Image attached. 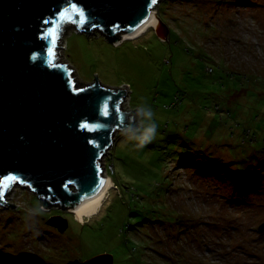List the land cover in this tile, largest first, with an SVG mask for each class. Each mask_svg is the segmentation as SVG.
<instances>
[{"label":"rangeland","instance_id":"rangeland-1","mask_svg":"<svg viewBox=\"0 0 264 264\" xmlns=\"http://www.w3.org/2000/svg\"><path fill=\"white\" fill-rule=\"evenodd\" d=\"M154 10L167 42L153 28L112 42L71 26L58 49L78 87L95 74L126 84L122 108L149 106L156 136L138 148L116 132L101 160L115 186L85 223L14 185L4 199L16 206L0 204V264L106 252L114 264H264V0H161ZM55 215L68 219L64 231Z\"/></svg>","mask_w":264,"mask_h":264},{"label":"water","instance_id":"water-1","mask_svg":"<svg viewBox=\"0 0 264 264\" xmlns=\"http://www.w3.org/2000/svg\"><path fill=\"white\" fill-rule=\"evenodd\" d=\"M74 2L85 7L87 23L63 25L54 55H49L53 46L46 37L51 25L44 22L67 6L65 0H0V175L20 174L44 201L41 207L57 204L76 217L75 208L104 188L107 178L101 160L136 108H122L126 84L125 88L105 86L97 74L94 83L82 87L84 92L73 93L70 81L77 86L73 69L60 61L62 35L74 26L87 35L102 34L108 41L121 42L151 15L157 17L155 33L163 42L169 40L170 28L153 10L161 0ZM105 102L110 106L108 117L102 115ZM84 122L87 129L80 127ZM93 125L102 127L93 129ZM5 203L16 206L0 200ZM49 223L61 231L68 227V219L61 215L51 217ZM68 264H114V256L106 252Z\"/></svg>","mask_w":264,"mask_h":264},{"label":"snow or ice","instance_id":"snow-or-ice-1","mask_svg":"<svg viewBox=\"0 0 264 264\" xmlns=\"http://www.w3.org/2000/svg\"><path fill=\"white\" fill-rule=\"evenodd\" d=\"M65 2L67 4L66 7H62V10H58V12L54 14V18L52 20H46L44 22L46 25H51L47 28L46 37L51 39V44L53 46L48 48L49 55H54V46L56 44V41L59 39L63 25L67 23H87V13L84 6H78V3L74 2V0H65ZM150 3L155 4L156 0H150ZM141 23H144V21L142 20ZM70 88L71 91L77 95L85 91L84 88L77 87L74 81H70ZM116 107L118 111L119 106L117 105ZM102 115L105 117H108L110 115V106L107 102H105L104 104ZM80 127L87 129L89 127V124L87 122H84L80 124ZM92 127L93 129H96L102 127V125H93ZM91 142L94 143V141ZM29 183L30 182L28 180H26L18 173L9 172L7 174L0 175V200L4 199L5 193L9 191L13 187V185L21 184L27 186L29 185ZM100 183L103 184L104 181L100 180Z\"/></svg>","mask_w":264,"mask_h":264},{"label":"bare ground","instance_id":"bare-ground-1","mask_svg":"<svg viewBox=\"0 0 264 264\" xmlns=\"http://www.w3.org/2000/svg\"><path fill=\"white\" fill-rule=\"evenodd\" d=\"M155 14L159 17L157 11L155 12ZM156 21H157V17L155 15H151L137 31H135L134 33L130 35H125L123 38L124 39H135L145 34L148 30H151L152 28L155 30V32H158V29L156 28V25H155ZM106 178H107V181H106L104 188H102L93 197L84 200L82 203H80L75 208L76 217L77 219H79L80 222L85 223L86 221H89L92 217H95L96 215L99 214L104 204V201L110 195L111 188L115 186L114 180L112 179L111 176L107 175Z\"/></svg>","mask_w":264,"mask_h":264},{"label":"clouds","instance_id":"clouds-1","mask_svg":"<svg viewBox=\"0 0 264 264\" xmlns=\"http://www.w3.org/2000/svg\"><path fill=\"white\" fill-rule=\"evenodd\" d=\"M153 115L149 106L138 105L130 117V122L123 129L125 137L135 142L138 148H144L157 134V125L153 121Z\"/></svg>","mask_w":264,"mask_h":264},{"label":"trees","instance_id":"trees-1","mask_svg":"<svg viewBox=\"0 0 264 264\" xmlns=\"http://www.w3.org/2000/svg\"><path fill=\"white\" fill-rule=\"evenodd\" d=\"M110 41L113 42L112 39H110ZM211 69H212V68H211ZM213 71H214V70H213ZM177 99H181V97H180V96H179V97H178V96H175V97H174V100H173V105L175 104L174 102H175V100H177ZM227 110H228V109H227ZM227 110H226V109H225V110H221L220 112H218V115H219V116H223V117H225L224 112L227 111ZM230 115H232V112H231V111L229 112V116H230ZM39 202H40L39 204H40L41 206H44V205H45V203H44L43 200L40 199ZM50 205H52V204H50ZM70 215H72V214H70Z\"/></svg>","mask_w":264,"mask_h":264}]
</instances>
